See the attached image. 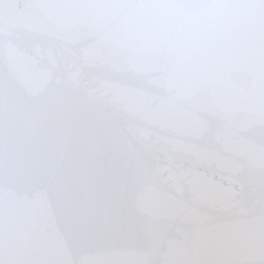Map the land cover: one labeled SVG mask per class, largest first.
I'll use <instances>...</instances> for the list:
<instances>
[{
  "label": "water",
  "instance_id": "1",
  "mask_svg": "<svg viewBox=\"0 0 264 264\" xmlns=\"http://www.w3.org/2000/svg\"><path fill=\"white\" fill-rule=\"evenodd\" d=\"M0 264H264V0H0Z\"/></svg>",
  "mask_w": 264,
  "mask_h": 264
}]
</instances>
